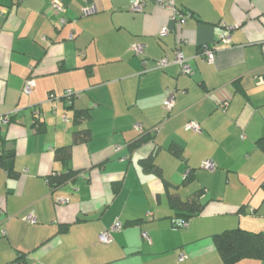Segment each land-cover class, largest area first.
Returning a JSON list of instances; mask_svg holds the SVG:
<instances>
[{"label": "crops", "instance_id": "0c3cea01", "mask_svg": "<svg viewBox=\"0 0 264 264\" xmlns=\"http://www.w3.org/2000/svg\"><path fill=\"white\" fill-rule=\"evenodd\" d=\"M132 2L0 0V116L14 117L0 124L14 153L11 171L0 166V264H223L216 235L264 231V0H176L190 12L183 24L151 1L133 12ZM224 32L231 42H219L210 62L201 50ZM177 48L192 74L157 66ZM67 89L79 93L72 107ZM85 128L91 138L74 141ZM70 144L66 166L57 149ZM150 155L162 176L142 165ZM67 167L79 173L53 189L48 176ZM200 191L202 212L178 228L170 195L187 201ZM116 220L124 227L100 242Z\"/></svg>", "mask_w": 264, "mask_h": 264}, {"label": "trees", "instance_id": "16d2710c", "mask_svg": "<svg viewBox=\"0 0 264 264\" xmlns=\"http://www.w3.org/2000/svg\"><path fill=\"white\" fill-rule=\"evenodd\" d=\"M67 91L63 94L62 98L68 107L74 104L75 96L68 95ZM84 111H76L75 119L79 120ZM14 117L10 116V119ZM35 126L38 131L42 130V121L40 117H35ZM151 130L145 129L142 133H150ZM91 138V131L89 128L76 130L74 132V141L86 142ZM177 146L172 145V150L178 153ZM72 156V145H66L57 149V159L61 160L66 166ZM14 153L4 149L3 143L0 141V166H5L11 171V163ZM142 165L147 171H152L158 176H162L161 168L155 163L152 155L143 158ZM79 173L78 170L68 168L66 171L54 172L48 176L50 186L55 189L64 184L69 179L73 178ZM204 191L198 192L192 199L182 201L178 196L171 194L170 200L174 206H179L178 215L174 224L180 226L183 222H187L191 217L202 212L204 203L201 201ZM216 246L222 256L223 264H237L240 260L245 258H256L264 260V231H249L242 228L229 229L221 234L215 236Z\"/></svg>", "mask_w": 264, "mask_h": 264}, {"label": "built area", "instance_id": "2783aa9c", "mask_svg": "<svg viewBox=\"0 0 264 264\" xmlns=\"http://www.w3.org/2000/svg\"><path fill=\"white\" fill-rule=\"evenodd\" d=\"M153 2L156 6L162 7L167 9L170 12V19L175 21L176 23H180L183 24L185 22V20L190 16V12L184 11L181 8H179L176 4V0H133L132 4L130 5V10L133 12L136 11H140L143 10L146 6V4L148 2ZM57 8H61V6L57 3L54 4ZM91 10L89 8H87L85 10V13L90 12ZM229 29H232L233 27L229 26ZM169 32V28H167L166 26H164L162 28V30L160 31V36L164 37L168 34ZM221 42L223 44H228L231 42V35L227 32L222 33L219 36L218 42H216V44H214V46L209 47V46H205L202 48L201 53L202 55L208 59L210 62H212L215 58V52L217 50V45L218 43ZM144 45L142 43L139 42H135L132 44L131 46V50L132 53L136 56H141L144 53ZM144 62L146 63L147 60L144 59ZM172 63H177L181 66L182 71L186 74H192V68L190 66V64L188 63V60L184 54V52L181 50V48H177L175 50V56L173 58V60H170L168 56L162 57L159 60H157V66L160 68H165L168 65L172 64ZM35 87V81L33 80V78H27L25 84H24V92L25 93H30L33 88ZM67 93H70L68 95H72L71 93H73L74 96H76L77 94H75V92L67 90ZM175 95L176 94H169V96L165 99L164 101V106L168 111H171L172 107L174 106V102H175ZM50 98H56V95L51 94ZM228 104V100H222L220 101V106L225 107ZM39 117L38 112L36 113L35 117ZM10 119L9 115H3L0 116V124H4L7 123ZM136 129L139 131H143L144 128L141 124H137ZM187 127L192 128L196 131L201 130V126L199 124V122L196 121H190L187 124ZM158 130V127H156L154 129ZM119 148V147H118ZM202 166L208 170H214L217 167L216 162H214L213 160H206L205 162H203ZM60 202H65L66 200H58ZM28 219L31 222H36V217L34 216L33 213L28 215ZM187 222H183L182 225H186ZM124 227V223L120 220H116L109 228H106L105 230H103L100 234H99V241L102 243H110L113 240V233L116 231H120L122 228ZM143 236L150 240L149 234L147 232L143 233ZM183 258V255H182Z\"/></svg>", "mask_w": 264, "mask_h": 264}, {"label": "rangeland", "instance_id": "374dc122", "mask_svg": "<svg viewBox=\"0 0 264 264\" xmlns=\"http://www.w3.org/2000/svg\"><path fill=\"white\" fill-rule=\"evenodd\" d=\"M29 78H33V80H34V77H33V76H31V77H29ZM34 81H35V80H34ZM67 90H70V91H73V92H75V93H78L77 91H75V90H73V89H67ZM67 90H65V92H66ZM65 92H64V93H65ZM64 93H63V94H64ZM63 94H62V95H63ZM78 94H79V93H78ZM177 227H178V228H183L184 225H180V226H177ZM239 227H240V226H239ZM240 228H241V227H240Z\"/></svg>", "mask_w": 264, "mask_h": 264}]
</instances>
